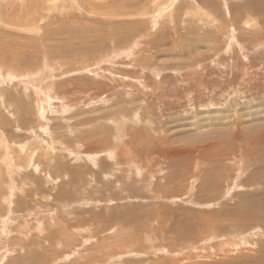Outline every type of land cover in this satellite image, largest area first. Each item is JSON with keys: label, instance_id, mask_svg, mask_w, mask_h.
<instances>
[{"label": "rangeland", "instance_id": "obj_1", "mask_svg": "<svg viewBox=\"0 0 264 264\" xmlns=\"http://www.w3.org/2000/svg\"><path fill=\"white\" fill-rule=\"evenodd\" d=\"M259 263L264 0H0V264Z\"/></svg>", "mask_w": 264, "mask_h": 264}, {"label": "bare ground", "instance_id": "obj_2", "mask_svg": "<svg viewBox=\"0 0 264 264\" xmlns=\"http://www.w3.org/2000/svg\"><path fill=\"white\" fill-rule=\"evenodd\" d=\"M38 104V103H37ZM47 105V104H46ZM39 112H40V110H39ZM41 112H42V110H41ZM40 117V116H39ZM118 124V123H117ZM114 125V124H113ZM115 126H116V123H115ZM118 128V127H117ZM122 128V127H121ZM115 129H116V127H115ZM122 131V130H121ZM116 132H120L119 130L118 131H116ZM119 134V133H118ZM122 134V133H121ZM120 137V136H119ZM47 157V156H46ZM106 158H107V156H106ZM52 161V160H51ZM13 186V185H12ZM9 193V192H8ZM11 194V193H10ZM9 197V196H8ZM10 203V202H9ZM180 234V233H179ZM178 234V235H179ZM237 239V238H236ZM244 239V238H243ZM148 242V241H147ZM260 262V261H259ZM256 263H257V261H256ZM262 263V262H261ZM260 264V263H259Z\"/></svg>", "mask_w": 264, "mask_h": 264}]
</instances>
